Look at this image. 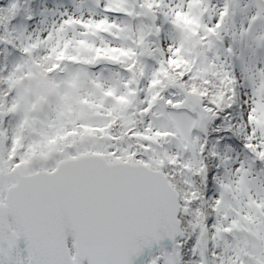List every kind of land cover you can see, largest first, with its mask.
<instances>
[{"label":"snow or ice","instance_id":"6c2138e0","mask_svg":"<svg viewBox=\"0 0 264 264\" xmlns=\"http://www.w3.org/2000/svg\"><path fill=\"white\" fill-rule=\"evenodd\" d=\"M264 264V0H0V264Z\"/></svg>","mask_w":264,"mask_h":264},{"label":"water","instance_id":"95a60500","mask_svg":"<svg viewBox=\"0 0 264 264\" xmlns=\"http://www.w3.org/2000/svg\"><path fill=\"white\" fill-rule=\"evenodd\" d=\"M156 249H153L152 252H149L147 249L145 250L144 254L135 260L134 264H147L148 260L150 259V256L155 254Z\"/></svg>","mask_w":264,"mask_h":264}]
</instances>
